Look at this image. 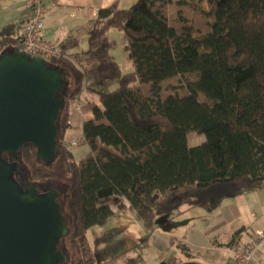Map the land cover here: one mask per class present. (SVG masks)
<instances>
[{
    "label": "trees",
    "instance_id": "obj_1",
    "mask_svg": "<svg viewBox=\"0 0 264 264\" xmlns=\"http://www.w3.org/2000/svg\"><path fill=\"white\" fill-rule=\"evenodd\" d=\"M200 1L205 11L188 0H136L126 9L114 3L98 11L85 50L68 53L73 43L49 61L69 80L56 159L71 176L64 206L75 264H99L87 231L112 217L114 205L125 202L153 232L163 213L264 187V0ZM110 30L121 33L131 72L110 59ZM12 31L2 29L0 53L16 47ZM83 92L100 107H80L92 118L81 126L89 151L77 161L63 141ZM190 133L204 142L188 146ZM35 152L28 145L18 154L21 186L54 176Z\"/></svg>",
    "mask_w": 264,
    "mask_h": 264
},
{
    "label": "water",
    "instance_id": "obj_2",
    "mask_svg": "<svg viewBox=\"0 0 264 264\" xmlns=\"http://www.w3.org/2000/svg\"><path fill=\"white\" fill-rule=\"evenodd\" d=\"M69 80L41 57L18 47L0 53V264H68L61 241L69 235L60 192L18 183L16 161L25 146L51 164L58 155V120Z\"/></svg>",
    "mask_w": 264,
    "mask_h": 264
},
{
    "label": "rangeland",
    "instance_id": "obj_3",
    "mask_svg": "<svg viewBox=\"0 0 264 264\" xmlns=\"http://www.w3.org/2000/svg\"><path fill=\"white\" fill-rule=\"evenodd\" d=\"M188 1L206 10L204 1ZM112 31L114 32L108 33V38L116 42V47L109 56L113 60L116 54L123 53L121 46L123 38L118 30ZM116 87L117 84L112 83L108 91ZM83 104L84 101L78 100L71 105L69 126L63 141L64 144L69 145L77 161L84 158L89 151L81 142L82 117L78 113ZM98 106L100 107L99 103ZM75 109L78 112H75ZM186 139L190 147L204 142V136L195 133L188 134ZM48 171L54 176L43 182L48 184V188L53 187L60 192L64 213L68 215L64 203L67 199V189L71 184V176L59 159L51 163ZM247 201L256 205L264 202V187L259 190H243L228 194L219 204L211 199L207 205L189 209L183 206L184 211L181 214L163 213L156 218L153 232H149L143 226L135 214L127 208L125 202L119 210L118 205H114L112 206L114 215L103 225L92 227L87 232L92 257L99 264H219L207 259L206 245H209L219 234L223 235L238 224H244L243 230H247V226L253 221L251 212L254 210L257 213L255 206L252 210L246 205ZM222 217L225 223H221ZM61 242L69 260L68 264H75L79 256L71 239L66 236ZM180 245L189 247L188 255L179 248ZM196 245L203 250H198ZM197 253H201L202 256L199 257Z\"/></svg>",
    "mask_w": 264,
    "mask_h": 264
},
{
    "label": "crops",
    "instance_id": "obj_4",
    "mask_svg": "<svg viewBox=\"0 0 264 264\" xmlns=\"http://www.w3.org/2000/svg\"><path fill=\"white\" fill-rule=\"evenodd\" d=\"M135 1L136 0H51L44 22V28L40 36L43 40L53 43L59 51L62 48H68L73 43H77V46L67 50L68 53L85 50L87 37L93 28L97 13L100 9H105L114 3L117 4L118 8L126 9ZM26 2L27 0H0V39L2 29L9 26L14 28V31L11 32V36L19 38L30 14ZM110 32L114 31L110 30L108 33ZM121 46L123 53L116 54L113 61L120 66L123 73H128L132 71V64L128 58L127 52L124 50L123 40ZM79 100L92 101L98 105L96 96L88 92H83ZM74 111L78 112L77 109ZM78 114L82 117L80 126H82L84 121L92 118V114L89 112L82 113L80 110ZM246 205L250 206L252 210L255 206L257 210V213H255L254 210L251 212L253 221L247 226V230H243V232L246 231V233H249L264 225V202H259L256 205L247 201ZM221 221V223H225L223 217ZM241 229H245L244 224H238L235 228L230 229L223 235L219 234L209 245H206L205 249L209 257H207V259L214 261V263L232 264V249L235 242L238 238L244 239L245 237V233L243 232L234 237V234ZM186 248L189 252V247L186 246ZM196 248L198 250H203L199 245H196ZM197 254L199 257L202 256L201 253ZM256 254V264H264V245Z\"/></svg>",
    "mask_w": 264,
    "mask_h": 264
},
{
    "label": "built area",
    "instance_id": "obj_5",
    "mask_svg": "<svg viewBox=\"0 0 264 264\" xmlns=\"http://www.w3.org/2000/svg\"><path fill=\"white\" fill-rule=\"evenodd\" d=\"M50 1L27 0L30 14L16 45L21 52L31 57H41L47 62L59 55L55 45L40 36ZM243 233L244 239L238 238L232 249V264H256V253L264 245V225L249 233Z\"/></svg>",
    "mask_w": 264,
    "mask_h": 264
},
{
    "label": "flooded vegetation",
    "instance_id": "obj_6",
    "mask_svg": "<svg viewBox=\"0 0 264 264\" xmlns=\"http://www.w3.org/2000/svg\"><path fill=\"white\" fill-rule=\"evenodd\" d=\"M44 184V182H42L41 184H38V186H39V188H38V190L40 191V193H45V191H47L48 190V187H46V186H48V185H43ZM47 184V183H46ZM62 243V242H61ZM61 250H63V247L61 246V248H60Z\"/></svg>",
    "mask_w": 264,
    "mask_h": 264
}]
</instances>
